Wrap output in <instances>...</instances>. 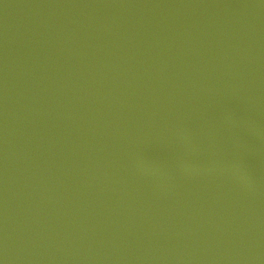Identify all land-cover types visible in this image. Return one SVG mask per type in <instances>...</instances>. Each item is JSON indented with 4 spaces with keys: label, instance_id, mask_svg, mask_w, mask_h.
<instances>
[{
    "label": "water",
    "instance_id": "obj_1",
    "mask_svg": "<svg viewBox=\"0 0 264 264\" xmlns=\"http://www.w3.org/2000/svg\"><path fill=\"white\" fill-rule=\"evenodd\" d=\"M2 264H264V0H0Z\"/></svg>",
    "mask_w": 264,
    "mask_h": 264
},
{
    "label": "snow or ice",
    "instance_id": "obj_2",
    "mask_svg": "<svg viewBox=\"0 0 264 264\" xmlns=\"http://www.w3.org/2000/svg\"><path fill=\"white\" fill-rule=\"evenodd\" d=\"M0 264H2V262H0Z\"/></svg>",
    "mask_w": 264,
    "mask_h": 264
}]
</instances>
